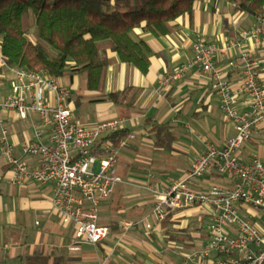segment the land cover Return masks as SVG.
<instances>
[{
  "label": "crops",
  "instance_id": "1",
  "mask_svg": "<svg viewBox=\"0 0 264 264\" xmlns=\"http://www.w3.org/2000/svg\"><path fill=\"white\" fill-rule=\"evenodd\" d=\"M257 20V17L239 10L237 2L198 0L192 12L183 14L170 23L171 31L165 36H154L143 25L136 26L131 34L136 40L144 41L150 48L148 71L143 74L137 68L120 62L116 54L108 50L110 63L103 90H88L85 78L82 79L87 96H98L92 99L96 101L93 114L88 113L80 122L85 126H94L115 116L125 118L123 130L127 135L134 134V138L126 147L119 149L118 156L122 149H127L129 157L138 145L148 141L152 132L160 136L164 132L172 136L173 132V136L181 138L182 133L176 131L177 126L174 124L184 123L187 128L189 119H194L197 123L211 122L215 124L216 130L220 125L213 114V108L221 112L219 97L211 89V74L203 73L199 67L193 66L168 87L160 88L158 79L163 74L173 72L180 63L191 57L193 43L204 39L220 48L214 57L217 66H225L228 60L237 57L241 52H248L255 62V71L264 83V39L245 42L241 48H224L226 43L237 40L243 30L252 28ZM1 69L0 95H6L11 92L13 76L10 70ZM240 77V70L229 74L233 87L237 86ZM79 78L80 75H71L69 72L58 78L71 92V110L72 107L76 110L80 104L82 87ZM128 87L132 90L121 103L108 98L110 93ZM239 107L246 109L247 104L242 102ZM0 119L8 129L14 153L21 156V143L24 139L33 138V128L39 122L37 115L31 114L25 119H20L15 112L3 111L0 113ZM222 119L223 128L225 125L222 136L217 135L214 140L206 138L217 146H222L227 138L234 135L233 126L223 116ZM263 129L264 127L255 130L252 135L257 137ZM109 136H105L100 143L110 140ZM252 139L251 137L249 141ZM161 141L164 146V141ZM204 141L206 140H202V144L195 148L185 170L177 178L185 174L193 158L203 151ZM163 146L160 147L169 153L170 147L164 149ZM250 148L244 150L242 147L239 151V157L243 161H248L254 156L264 158L262 149L257 153ZM159 149L162 150L155 146L149 156L146 171L164 163L156 157V151ZM176 155L172 150V155L166 159L179 164L181 161ZM26 161L30 167L36 163L33 156L26 157ZM123 164L124 176L127 178L124 177V182L116 186L111 195L112 200L107 204H100L99 207L106 209V212L101 213L103 218L99 215L98 223L107 226L110 231L103 241L91 244L77 239L72 225L61 223L59 214L52 207L51 184L31 179L23 185L11 183L12 173L6 159L0 155V176L5 174L6 178L2 181L0 177V264H95L98 261L104 264H184V254L199 250L206 243L208 228L205 227V220H210L208 211L201 207H191L175 211L161 222L154 221L150 215L153 206L151 192L145 191L150 196L133 199L130 195L131 187L135 188L133 181L143 184L147 182L152 188L164 189L177 178L159 179L150 172L152 179L144 181V178L128 173L132 165L125 162ZM212 184L231 185L232 181L212 169L196 180L194 187L205 190ZM238 208L264 233V225L257 221L260 215L255 214L248 206L240 205Z\"/></svg>",
  "mask_w": 264,
  "mask_h": 264
},
{
  "label": "built area",
  "instance_id": "2",
  "mask_svg": "<svg viewBox=\"0 0 264 264\" xmlns=\"http://www.w3.org/2000/svg\"><path fill=\"white\" fill-rule=\"evenodd\" d=\"M259 39H264V15L224 48H241L245 42ZM218 51L220 48L215 43L196 40L191 57L173 72L160 76L158 84L160 88L170 86L193 66L211 74V89L218 95L219 110L233 126L234 135L222 146L204 141L203 151L193 158L185 174L173 179L166 188L149 185L153 196L150 215L160 222L186 208L201 207L208 211L206 243L201 249L184 254V264H261L264 233L240 215L238 206L264 210V161L258 156L248 161L239 157L240 149L252 133L264 127V83L248 52H241L225 66H217L214 57ZM0 67L10 70L13 76L11 92L0 95V113L12 111L20 119L36 114L39 120L33 128V138L22 141V155L17 156L8 129L0 119V155L12 173L11 183L23 185L31 179L51 184L52 207L61 223L72 225L79 240L91 244L103 241L109 228L98 223V208L122 183L116 171L118 152L129 144L134 134L122 137L116 145L110 140L100 141L122 130L126 119L112 118L94 126L79 124L69 106L71 92L57 77L47 71L8 65L1 55ZM236 70H240L241 77L233 87L229 74ZM242 102L247 104L246 109H240ZM28 156L35 157L33 167L27 164ZM212 169L229 178L232 184H212L205 190L194 187L196 180ZM232 253L236 256H221Z\"/></svg>",
  "mask_w": 264,
  "mask_h": 264
},
{
  "label": "trees",
  "instance_id": "3",
  "mask_svg": "<svg viewBox=\"0 0 264 264\" xmlns=\"http://www.w3.org/2000/svg\"><path fill=\"white\" fill-rule=\"evenodd\" d=\"M197 1L0 0V54L8 65L47 71L57 78L65 72L83 76L88 90L102 91L110 63L108 50L145 74L150 48L132 37L133 29L143 25L152 35L165 36L171 31L170 23L192 12ZM230 1L247 14L264 15V0ZM30 23L36 28L33 36ZM131 90L112 92L108 98L121 103ZM126 135L122 129L108 138L116 145Z\"/></svg>",
  "mask_w": 264,
  "mask_h": 264
},
{
  "label": "rangeland",
  "instance_id": "4",
  "mask_svg": "<svg viewBox=\"0 0 264 264\" xmlns=\"http://www.w3.org/2000/svg\"><path fill=\"white\" fill-rule=\"evenodd\" d=\"M35 31H36V28L33 27L32 23H30V32H29L30 36L31 35L33 36ZM82 79H84V77L80 76L79 78V81L81 80L80 87H82L81 89L82 92L80 96V104L77 106L76 110L75 109L73 110V107L71 106L73 110L72 115L73 117L76 118L74 119L79 124H82V122H80V119L84 118V116H88V113L93 114V110L96 108L94 107V104H96V101L92 99L98 96L94 94L87 96V94L85 93V90H86L85 83L84 84L82 83ZM213 110H214L213 114L215 117H217L216 118L217 122H219L218 125H220V127L216 128V130L214 128L215 124L211 122L204 121L201 123H197V122H194V119H189V122L187 123L188 125L187 128L184 127V123L174 124L175 126H177L175 127L176 131H179L180 133H182L181 138L178 136L176 137L173 136V132H171L172 136H168V134L165 132L162 134V136L158 135L157 133L155 134V132H152L149 135L148 141L144 142L143 145H138V148L134 150V152L130 155V157H129V153L126 152L127 149H122L119 153V156L117 157L118 162L116 164V171L123 178L122 181L124 182V177H125L124 176L125 170H124L123 162H125L127 165H132V169L128 171V173L133 174V176L144 178V181L145 179L147 180L152 179L150 172L155 174L156 177L159 179L161 178V179L170 180V179L179 177L182 174L183 170H185L186 164L189 163L191 155L194 153L195 148L199 146L200 144H202L201 143L202 140H207L206 138H208L209 140H214L215 138H217V135L218 137L222 136L223 129L225 128V125H224V128L222 125V121H223L222 115L221 113H219L217 108H213ZM118 117L120 116H115L114 118H118ZM251 137L253 139L250 140L249 143L247 141L243 144L242 147H244V150H246L248 147H251L250 150L256 151L257 153L259 152V149H262V151H264V129L261 131L260 135H257V137L256 135L254 136L251 135ZM161 140L164 141V146L163 144H161L162 142ZM155 146L161 149L162 147L160 146H163L164 149H167L168 147H170L169 153H167V151L163 149L157 150L156 153L158 155L156 157L160 158L161 159L160 162H164V163H160L161 165H159L157 168H155L154 166L153 168H148L150 170L146 171L145 168L148 167L146 165H147V162L149 161V156L152 155V152L155 150ZM173 148H178V150L176 151ZM171 149L175 151V153H177L175 157H177V159L181 161L179 164H177L176 162H169L166 159L167 156L170 157L172 155ZM124 152L126 153L123 154ZM4 176L5 174H1L0 176L2 178V181L6 180ZM132 184L135 186V188L131 187V190H130V195L133 199L143 198V196H150L149 194H146V192L149 191L148 189L149 184L147 182L143 184L142 182L133 181ZM117 186H120V185H117ZM142 188L144 190H141ZM138 190H140L141 192H139ZM110 196L102 200L100 204L102 203L107 204L113 198V196L111 197ZM151 196H152V193H151ZM249 208H251L255 214L260 215V218H257V221L258 223H262L264 225V210L257 208V207H252V206H249ZM103 211L106 212V209L102 207L98 208V218H99V215L101 218H103V215L101 214ZM239 213L243 218H247V217L250 218L249 216H246L240 211ZM205 222H206L205 227L208 228L207 224L210 222V220L206 219Z\"/></svg>",
  "mask_w": 264,
  "mask_h": 264
}]
</instances>
